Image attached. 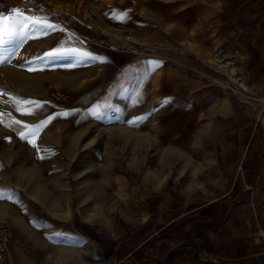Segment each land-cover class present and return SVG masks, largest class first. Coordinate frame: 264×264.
Returning a JSON list of instances; mask_svg holds the SVG:
<instances>
[{"label": "crops", "instance_id": "obj_1", "mask_svg": "<svg viewBox=\"0 0 264 264\" xmlns=\"http://www.w3.org/2000/svg\"><path fill=\"white\" fill-rule=\"evenodd\" d=\"M46 10L2 14L19 33L5 39L45 45ZM65 36L85 60L50 100L126 149L106 151L96 181L58 131L0 148L26 161L0 171V189L23 186L0 197L13 234L0 264H264V0H107Z\"/></svg>", "mask_w": 264, "mask_h": 264}, {"label": "rangeland", "instance_id": "obj_2", "mask_svg": "<svg viewBox=\"0 0 264 264\" xmlns=\"http://www.w3.org/2000/svg\"><path fill=\"white\" fill-rule=\"evenodd\" d=\"M106 1L36 0V9L40 7L47 9L45 21L49 16H56L60 19H62L60 16H68L66 19H62L64 26L46 29L47 40L45 45L42 44L43 46L40 44L31 46L28 40L23 37L13 38L14 40H10L9 44L0 46V60L3 61L0 63V113L4 114L0 116V148L20 149L37 144L55 145L54 137L58 131L63 135L64 145H75L79 148L80 152L76 159L80 167H84L80 173L82 175L88 173L89 177H92V173H94L96 181L104 178L105 170L102 169V166L106 161L105 158L109 156L106 151L116 147L126 149V145L120 143V138L111 136L112 128L110 126L104 127L103 123L93 125L84 122L83 110L79 109L73 101L59 105L50 100L55 98L57 85L64 87V90L72 87V78L78 74V68L85 59L75 57V55H49V53L57 50L67 51L66 48L71 45V42L65 35L69 34L78 23L86 21L93 8L104 5ZM71 19H74V23L68 24ZM47 23L49 22L47 21ZM101 42L94 40L90 44L91 47L88 44H84V47L92 52ZM96 60L104 62L105 59L97 58ZM17 100L38 102L40 106L21 104L19 105L21 111H17ZM24 111H31L33 114L25 115ZM55 113L62 114L63 122L60 123V126L56 125L55 118L50 119V116ZM12 121H19V123L13 124ZM21 133L25 134L24 139H21ZM89 150L90 153H87ZM0 156L11 158L10 160H0V171L4 172L5 177L10 171L15 173L17 170H23L22 164L26 162L25 154H0ZM31 160L38 161L35 158ZM93 163L95 170H93ZM22 179L23 176L20 175L12 178L11 181H19L22 184ZM22 189L23 186L16 187L15 190L13 187L8 189L6 186L0 190L3 191L4 197L12 196L21 200ZM87 189L88 186L83 187L82 195ZM19 196L20 198H18ZM19 203L24 205L23 201Z\"/></svg>", "mask_w": 264, "mask_h": 264}, {"label": "built area", "instance_id": "obj_3", "mask_svg": "<svg viewBox=\"0 0 264 264\" xmlns=\"http://www.w3.org/2000/svg\"><path fill=\"white\" fill-rule=\"evenodd\" d=\"M36 7V3L32 0H0V14L7 16L9 19L17 15L31 16ZM17 10L19 11L17 12ZM47 21L56 27L64 26V22L56 16H49ZM72 23H74V19L68 22V24ZM232 82L238 85L239 78L233 77ZM256 235L261 242L264 243V229L258 228L256 230ZM12 238L13 234L8 225L0 221V253H4L7 250V246Z\"/></svg>", "mask_w": 264, "mask_h": 264}, {"label": "snow or ice", "instance_id": "obj_4", "mask_svg": "<svg viewBox=\"0 0 264 264\" xmlns=\"http://www.w3.org/2000/svg\"><path fill=\"white\" fill-rule=\"evenodd\" d=\"M19 10H17L18 12ZM34 24H40L42 23V21L40 20H33L32 21ZM25 26L24 23H20L19 27L20 28H23ZM43 27L45 29H53L55 28L56 26L51 24V23H47V21H43ZM16 35H19L18 32H13L11 30V27H10V23L9 21L2 15L0 14V46H3L5 44H9L10 43V39ZM5 37H9L10 39H5ZM14 43V41H11ZM74 54H77L76 50L75 49H69L67 51H61V50H57L55 52H52V53H49V55H74ZM80 55H89L87 53H79ZM92 59H96V57H90ZM5 59H7V57H5ZM3 61L0 60V63H2ZM21 104H25V105H31V104H36L37 107H39V103L38 102H34V101H20V100H17L16 101V110L17 111H21V108L19 107V105ZM23 114L25 115H31L33 114L31 111H24ZM4 115L3 113H0V116ZM65 115H67V113H65ZM13 124H18L19 121H12ZM25 138V134L24 133H21V139H24ZM30 143L32 141H29ZM3 196V191L0 190V197Z\"/></svg>", "mask_w": 264, "mask_h": 264}]
</instances>
